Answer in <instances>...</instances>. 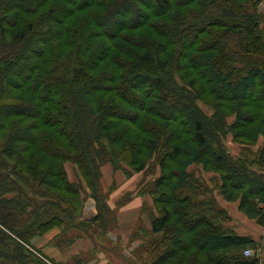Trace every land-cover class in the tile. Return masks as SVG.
<instances>
[{"label":"trees","instance_id":"16d2710c","mask_svg":"<svg viewBox=\"0 0 264 264\" xmlns=\"http://www.w3.org/2000/svg\"><path fill=\"white\" fill-rule=\"evenodd\" d=\"M261 1L0 0V264H58L32 243L56 228L59 248L92 228L104 235L114 214L102 167L142 173L152 161L157 215L147 236L136 231L145 241L137 255L264 264L244 255L256 240L225 226L227 214L189 171L200 163L218 173L225 201L264 217V176L214 142L225 131L264 139ZM86 189L99 211L88 221Z\"/></svg>","mask_w":264,"mask_h":264},{"label":"rangeland","instance_id":"374dc122","mask_svg":"<svg viewBox=\"0 0 264 264\" xmlns=\"http://www.w3.org/2000/svg\"><path fill=\"white\" fill-rule=\"evenodd\" d=\"M259 10H264V0L261 1ZM150 90V88L147 89V91ZM197 104L204 115L211 116L213 114V111L209 106L204 105L201 102H198ZM232 120L233 118H229L228 122L231 123ZM215 138L214 142L218 146V150L227 155L233 163H238L247 168L246 170L249 169L264 176L263 138H261L257 143L249 144L239 140H234L232 134L227 131L221 134H216ZM121 168L122 169L120 170H115L114 167L107 164L101 169L102 179L100 180V185L102 194L106 195L109 207H115V210H112L114 214L112 216L113 222L109 224L106 230H104V235L100 234V232L99 234L96 233L97 231H93L95 229L92 228L89 236L84 235L83 237L77 239V241H75V243L67 249L59 248L56 246L53 238L54 236L61 234L62 231L56 228L47 232L42 237H35L32 240V243L36 245V247L40 249L49 259L54 260L58 264H75L74 260L81 258L82 256L85 261H87V264H99L101 261L105 264H150L148 256H143L141 258V256L137 255L133 249H125L116 244L111 237L117 227L116 211L129 204V201H132V196L135 194L138 196L147 195L148 198L151 197L150 191L153 189L155 180L160 175V168L156 161H152L145 172L142 173H135L134 170L127 164H121ZM67 169L70 179L75 181L77 168L71 163L67 165ZM189 171L194 174V177L197 180L201 181L205 188H207V192L209 193L203 199H215L219 207H221L227 214L228 218L224 222L225 226L230 228L237 235L242 234L256 238L257 240H255L258 246L255 249H251V256L255 255L260 259H264V217L254 220L249 219L245 214L239 211L237 202L225 201L219 193L221 183L220 175L218 173L203 170L200 163L192 166ZM83 185L87 188L85 181H83ZM115 188L116 190L118 189L117 192L114 191ZM119 188L121 189L120 191ZM85 192L86 195L82 220L88 221L94 217L93 214L96 216L99 211L96 201L91 197L93 191L91 189H86ZM91 204L92 208H90ZM93 204H95V206H93ZM93 208L96 209V214L91 212ZM89 209H91V211H89ZM144 211L147 214L146 215L144 213V218L149 224L150 218L157 215V210L154 205L149 206L148 204L145 205ZM114 216L116 217V222L114 221ZM139 229L142 231L145 230L143 235L140 234L141 237L145 236L149 232L147 230V226L142 224ZM135 236L134 239L140 237L137 235ZM146 241L148 240L146 239ZM145 259L147 262H145ZM174 264H183V261L182 259H176Z\"/></svg>","mask_w":264,"mask_h":264},{"label":"crops","instance_id":"0c3cea01","mask_svg":"<svg viewBox=\"0 0 264 264\" xmlns=\"http://www.w3.org/2000/svg\"><path fill=\"white\" fill-rule=\"evenodd\" d=\"M117 190L115 188L114 191L117 192ZM120 190L121 189L119 188V191ZM148 204L149 206L154 205L152 197L148 198L147 195L138 196L135 194L132 196V201L131 202L129 201V204L125 205L124 207L116 211L117 227L113 234L114 237L113 236L111 237L116 244H118L119 246H122L125 249L129 248L135 251L140 245L144 243L141 237L134 239V236H135L134 233L139 229L141 224L147 226V230L151 231V218L149 220V224L144 218V215L146 214V212L144 211V207L145 205H148ZM93 206H95V204H93ZM90 208H92V204ZM110 208L112 210H115V207L113 206H111ZM95 210H96L95 208H93L92 211L91 209H89V211L94 212L96 214ZM93 216L95 215L93 214ZM240 236H247V235L240 234ZM252 238L256 239L254 237ZM99 264H105V263L101 261Z\"/></svg>","mask_w":264,"mask_h":264},{"label":"built area","instance_id":"2783aa9c","mask_svg":"<svg viewBox=\"0 0 264 264\" xmlns=\"http://www.w3.org/2000/svg\"><path fill=\"white\" fill-rule=\"evenodd\" d=\"M244 254H245L246 256H251V255H252V250H251V249H247V250L244 252Z\"/></svg>","mask_w":264,"mask_h":264}]
</instances>
